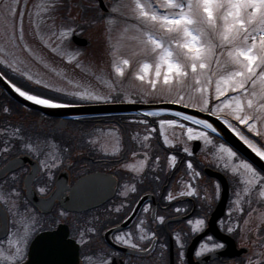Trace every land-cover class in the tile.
Listing matches in <instances>:
<instances>
[{
  "label": "flooded vegetation",
  "instance_id": "af4514ba",
  "mask_svg": "<svg viewBox=\"0 0 264 264\" xmlns=\"http://www.w3.org/2000/svg\"><path fill=\"white\" fill-rule=\"evenodd\" d=\"M111 1L114 6L119 0ZM103 2L108 12L102 9L100 0H91L86 5L85 0H75L74 7L84 8V18L83 21H76L71 40L74 33L87 38L81 31L89 22L85 15L92 8L90 6L93 5L100 13L94 19L96 28L102 23L103 17L111 15L112 4L109 0ZM64 4L68 15L72 3L65 0ZM117 92L123 93L118 99ZM151 102L152 99H145L134 92L127 96L124 91L118 90L113 99L105 103ZM164 118L186 123L176 116ZM17 128L20 129L18 135L23 138L35 131L45 133L47 138H58L59 141L54 145L42 144L38 148L44 156H39L23 147L24 139L22 141L13 136ZM174 128L172 136L163 135L159 120L142 111L61 119L24 106L0 86V150L6 146L10 149L7 153L0 151V246L7 250L9 238L16 239L18 230L22 231L26 218L31 216L39 219L41 225L29 241L24 259L19 264L29 261L30 247L40 232L59 226L69 231L66 246L77 244L79 264H102V261L109 259L114 264L264 262V243L261 242L264 224L259 220L260 215L264 214V199L258 196V192H253L251 208L243 204L244 212L241 214L236 211L233 201L242 185L236 186L229 171L218 166L214 155L216 149L203 140L189 141L184 136V129ZM93 129H102L110 135L93 139L90 135ZM151 129L156 131L152 132ZM145 136L149 137L147 141L144 140ZM210 137L217 147L220 143L232 147L215 134L210 133ZM93 140L95 144L90 142ZM5 141L9 142L8 145ZM185 147L192 153L191 156L184 152ZM237 153L247 159L240 152ZM173 155L177 158L175 162L170 161ZM51 156L57 157L56 167H51ZM189 160L193 170L187 168ZM10 161L18 163L4 171ZM42 161L49 163L50 170L43 167ZM141 161H144L143 172H134L128 167L139 168ZM256 168L264 175L262 170ZM194 172H199V177H194ZM216 173L225 177L226 187ZM189 183L195 193L181 196V192L189 190ZM133 186L135 192L130 191ZM126 191L127 196L123 194ZM170 193L174 197L171 201L167 199ZM13 204L15 207H12ZM146 206L149 207L147 213L143 211ZM218 206H222L221 213L216 212ZM118 208L119 212L116 211ZM178 208L180 212L176 211ZM252 209L256 211L249 217L248 212ZM62 212L64 215H61ZM159 217L164 218L163 223ZM196 219H205L207 223V227L198 233H194L192 225L188 223ZM245 219L249 220V224L245 225ZM141 220L145 222L143 227L149 235L155 233V240L138 239L140 233L137 225ZM257 225H260L258 229ZM228 227L234 231L228 233ZM127 232L132 233L134 242L141 250L128 249L115 242L116 235ZM209 237L212 239L209 240ZM178 241L184 245L183 249L179 247ZM213 243H223L225 247L199 257L195 255L202 245L211 247ZM147 248L152 250H143ZM39 259L43 264L53 261L51 256L45 255ZM0 264L10 262L0 259Z\"/></svg>",
  "mask_w": 264,
  "mask_h": 264
},
{
  "label": "snow or ice",
  "instance_id": "6c2138e0",
  "mask_svg": "<svg viewBox=\"0 0 264 264\" xmlns=\"http://www.w3.org/2000/svg\"><path fill=\"white\" fill-rule=\"evenodd\" d=\"M35 7L38 9L36 15L39 16L41 12L47 13L54 10L55 0H42ZM119 8L120 6L117 5L110 9V12H118ZM129 11L128 18L136 21L131 27L137 33L131 39L137 42L142 52L154 58V63L144 62L141 64L140 71L135 78L145 82L149 70L154 67V75L146 81L150 90L155 92L160 86L166 89L170 96L175 92V99L171 102L184 104V107H189V104L184 103V86L191 81L189 85L191 106L209 116L216 117L256 157H259L261 162H264V149L259 147L255 140L238 130V125H244L250 133L264 139V132L257 129V122L264 124V0H132ZM18 12L20 23L17 27L8 20V17L15 18ZM23 17L24 11L19 6V0H13L11 4L5 6L3 16L0 17V21L6 28V31H0V35L5 37L4 43L0 44V64L26 80L40 85V79L34 80L30 72L21 69L20 65L23 61L8 47V45L12 49L22 47L25 51H31L26 43L22 45L24 41ZM48 18L51 19V17ZM40 19L43 21L44 17ZM108 23L112 24L113 20L109 19ZM39 27L37 24V34H39ZM70 31L71 29L63 30L60 32V36L66 37ZM124 31L127 32L128 29L125 28ZM117 50L114 47L113 67L116 74L123 77L125 68L130 61L117 57ZM214 78L215 88L214 91H210ZM0 80H3L20 97L36 105L49 108L70 106L56 102L52 98H44L41 95L22 90L5 76L4 71H0ZM246 85H250V88ZM44 87L50 86L44 85ZM109 87L115 91L113 85L109 84ZM51 90L60 91L58 88H51ZM228 93L233 94L228 95ZM67 94L87 102H109L113 99L111 93L104 95L88 90ZM120 95L123 93L117 92L116 98L118 99ZM222 97L223 99H221ZM225 113L230 119L225 117ZM147 115L157 116L159 114L149 112ZM175 116L182 118V121L187 123H180L175 119H162L159 121L161 133L163 134L165 126L186 129L187 140H203L216 149L214 155L218 166L239 178V184L242 185V188L235 193L236 199L233 201L236 211L242 214L244 212L243 204H247L251 208L253 192H258V196L264 199V175L247 159L240 157L232 147L226 146V143H220L218 147L215 145L210 133L219 134L213 122L181 112H176ZM233 121L238 122V125ZM151 131L155 132L156 129H151ZM19 132L20 129H15L13 136L23 141L24 138L18 135ZM148 139V136L144 137L145 141ZM90 142L96 143L95 140ZM165 142L167 143V140ZM8 143L5 141L6 145ZM23 147L39 155L40 150L33 148L30 142L24 141ZM9 150V147L6 146L0 151L7 153ZM184 152L189 156L192 155L187 147L184 148ZM50 159L51 167H56L57 157L51 156ZM176 159L175 155L170 156V161L175 162ZM16 163L18 161H10L4 171H8ZM42 164L45 169L50 170L49 163L42 161ZM173 166L175 165L173 164ZM128 167L134 172H143L144 161H141L139 168L131 165ZM187 168L193 170L190 160L187 162ZM193 175L199 177L200 173L194 172ZM187 188L189 190L181 192V196H192L195 193L191 183L187 185ZM217 190H219V185H217ZM40 191L43 192L44 189L41 188ZM130 191L135 192V186L131 187ZM123 194L127 196L128 192ZM167 199L171 201L174 197L170 193ZM257 202L259 203V200ZM12 207H15V204ZM116 211L119 212L120 209L118 208ZM143 211L147 213L149 207H144ZM176 211L180 212L181 209L178 208ZM255 211V209L249 211L248 216L251 217ZM61 215L64 213L62 212ZM231 215L232 211L230 210L229 216ZM153 218H156L155 213ZM159 219L162 223L164 222L163 217H159ZM259 220L264 224V214L260 215ZM144 223L141 220L137 225L140 233L138 239L142 241L155 240V233L149 235L143 227ZM188 223L192 225L194 233L201 232L207 227L205 219H196L194 222L189 220ZM244 223L245 225L249 224V220L245 219ZM39 225H41L39 219L27 217L22 231L18 230L16 234L17 238H9L7 241L8 249L5 250L3 246H0V259L8 261L10 264H19L23 261L28 243ZM259 226L257 225V229ZM233 231L232 227L227 228L228 233ZM211 239L209 237V240ZM114 240L128 249L141 250L139 245L134 242L131 232L116 235ZM261 242L264 243V238ZM179 247L183 249L184 245L179 243ZM224 247L223 243H213L211 247L204 244L195 252V255L199 257L206 252ZM143 250L147 252L152 249ZM180 255L184 256L183 251ZM102 264H114V261L104 260ZM250 264H264V262L250 261Z\"/></svg>",
  "mask_w": 264,
  "mask_h": 264
},
{
  "label": "rangeland",
  "instance_id": "374dc122",
  "mask_svg": "<svg viewBox=\"0 0 264 264\" xmlns=\"http://www.w3.org/2000/svg\"><path fill=\"white\" fill-rule=\"evenodd\" d=\"M89 1L91 0H85V5ZM12 2L13 0H0V17L3 16L5 6ZM41 2L42 0H19V6L24 11V41L22 45L26 43L31 51H25L22 47L20 49H12L8 45L9 50L14 51L23 61L20 65L21 69L30 72L34 80L40 79L41 84L37 85L32 81H28L17 73L7 70L3 64H0V70L9 74L8 76L5 74V76L11 79L18 87H21L22 90L28 91L31 94L41 95L44 98L57 100L54 96L62 95L71 99L69 102L78 101L85 103L89 102L81 101L77 97L67 93L88 90L104 95L111 93L112 97H114L115 92L121 90L127 96L129 93L134 92L145 99H152L153 102L172 101L175 99V92L170 96L163 87L158 86V90L155 92L150 90L146 81L154 75V67L149 70L145 82H141L135 78L136 74L140 71L141 64L144 62L154 63V58L142 52L137 42L131 39V37L137 34L131 27L136 21L128 18L130 16L129 9L132 0H119L114 6L112 4L113 1L109 0L112 4L110 9L119 5V11L114 12V14L112 12L111 15L113 16L110 15L108 18L103 17L102 23L98 28L94 25V19L100 13L98 9L93 8V5L90 6L92 8L85 15L88 17L89 22H86L87 24L84 25L81 31L91 41V44L86 47L77 46L71 40V33L75 28L76 21H83L84 8L74 7L75 0L74 2L70 0L72 9L66 15L64 9L65 0H55L54 10L47 13L41 12L37 16L36 12L38 9L35 6ZM41 17H44L43 21H41ZM48 17H51V19ZM109 19L113 20L112 24L108 23ZM8 20L18 27L20 23L19 12L15 18L8 17ZM37 24L40 26L39 34L36 31ZM125 28L128 29L127 32L124 31ZM67 29H71V31L68 32L66 37H61L60 32ZM0 31H6L2 21H0ZM53 33L55 35H52ZM4 39L5 37L0 35V44L4 43ZM114 47L118 49L116 51L117 57L130 61L129 65L125 68V75L123 77H119L113 67L114 56L112 53ZM109 84L115 87V91L109 87ZM190 84L191 81L184 86L183 90L185 95L184 103L189 104V106L192 104V101L189 99L191 95ZM44 85H49L50 87H44ZM246 87L250 88V85H246ZM51 88H58L60 91H53ZM214 88L215 78L213 79L210 91H214ZM232 94L228 93V95ZM158 114L157 116L150 117H154L159 121L162 119L167 120L164 117L168 116V113ZM225 117L230 119L226 113ZM233 123L238 125V122L233 121ZM257 129L264 132V124L257 122ZM184 130V136H186V129ZM238 130L250 139L255 140L257 145L264 149V139L255 136L254 133H250L244 125H238ZM174 131V127L165 126L163 135L166 133L168 136H172ZM28 134L25 135L24 141L30 142L34 148L42 147V144L54 145V143L59 141L58 138H47L45 133H35L33 131ZM90 135L93 139H96L106 137V135L109 136L110 134H106L102 129H93ZM49 148H52V146H49ZM41 151H39V156H44ZM229 173L233 183L236 186H241L239 178L234 177L230 171Z\"/></svg>",
  "mask_w": 264,
  "mask_h": 264
},
{
  "label": "water",
  "instance_id": "95a60500",
  "mask_svg": "<svg viewBox=\"0 0 264 264\" xmlns=\"http://www.w3.org/2000/svg\"><path fill=\"white\" fill-rule=\"evenodd\" d=\"M100 5L105 12H108L103 0H100ZM72 40L78 45H89L90 40L77 33L72 35ZM1 88L5 89L10 96L15 100L27 106L31 109L41 111L46 115L57 116L61 119L66 117H79L87 115L98 114H113V113H125L134 111H155L164 110L168 113L181 112L188 115H195L198 118L208 119L214 123V126L218 130V136L228 142L238 152L245 156L250 162L264 172V162L259 160L254 153L251 152L230 130L226 128L216 117L209 116L207 113L198 111L195 107H184V104L173 103L171 101L154 102V103H134V104H120V103H92V104H74L68 107L61 108H49L41 105H36L31 101H27L23 97H20L15 93L3 80H0ZM26 158V156H25ZM224 182L226 187V180L223 175L216 173ZM40 200V199H39ZM50 200V199H49ZM51 201V200H50ZM37 202V201H36ZM39 203V202H37ZM222 207V206H221ZM217 207L216 212L221 213L222 208ZM219 211V212H218ZM219 215V214H218ZM217 215V216H218ZM69 231L63 226H59L53 230H46L39 233L35 237L30 247L29 261L24 264H43L40 261V256H51L53 261L50 264H79L78 246L73 244L66 246V242L69 241L67 235Z\"/></svg>",
  "mask_w": 264,
  "mask_h": 264
},
{
  "label": "trees",
  "instance_id": "16d2710c",
  "mask_svg": "<svg viewBox=\"0 0 264 264\" xmlns=\"http://www.w3.org/2000/svg\"><path fill=\"white\" fill-rule=\"evenodd\" d=\"M5 74H6V76H8L9 74H7L6 72H5ZM11 80V79H10ZM14 82H16V81H14ZM54 97H56V99L57 100H61V101H69V100H71V99H68L67 97H64V96H62V95H60V96H54ZM73 102H75V101H73Z\"/></svg>",
  "mask_w": 264,
  "mask_h": 264
},
{
  "label": "bare ground",
  "instance_id": "6f19581e",
  "mask_svg": "<svg viewBox=\"0 0 264 264\" xmlns=\"http://www.w3.org/2000/svg\"><path fill=\"white\" fill-rule=\"evenodd\" d=\"M150 112H156V113H166L164 110H155V111H150Z\"/></svg>",
  "mask_w": 264,
  "mask_h": 264
}]
</instances>
